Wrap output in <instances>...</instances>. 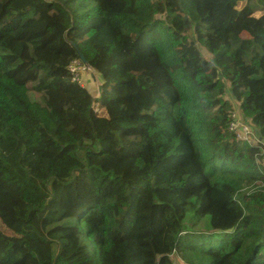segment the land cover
I'll return each instance as SVG.
<instances>
[{
  "label": "trees",
  "instance_id": "obj_1",
  "mask_svg": "<svg viewBox=\"0 0 264 264\" xmlns=\"http://www.w3.org/2000/svg\"><path fill=\"white\" fill-rule=\"evenodd\" d=\"M238 1L0 0V264H264V0Z\"/></svg>",
  "mask_w": 264,
  "mask_h": 264
},
{
  "label": "built area",
  "instance_id": "obj_2",
  "mask_svg": "<svg viewBox=\"0 0 264 264\" xmlns=\"http://www.w3.org/2000/svg\"><path fill=\"white\" fill-rule=\"evenodd\" d=\"M68 70L72 75V80L80 84H82L81 78L83 74H90V76L93 74V70L90 67L77 59L72 60L68 64ZM228 130L232 132L238 140L245 141L248 144H253V140L259 138L250 122L237 110L230 113ZM260 160L264 162V157H261Z\"/></svg>",
  "mask_w": 264,
  "mask_h": 264
},
{
  "label": "rangeland",
  "instance_id": "obj_3",
  "mask_svg": "<svg viewBox=\"0 0 264 264\" xmlns=\"http://www.w3.org/2000/svg\"><path fill=\"white\" fill-rule=\"evenodd\" d=\"M245 3H246L245 0H239L238 3H237V5H236V7H235V9H234L233 11H231V15L234 16V14H235V10H238V9L242 8V7L245 5ZM236 20H238V19L236 18ZM251 20H252V17H249L246 21H244V22H240V23L243 25V27H244V31H243V33H242L243 36H246V37H247V36L249 35V31H248V23H249ZM201 51H202L203 55H207L203 50H201ZM89 76H90V74H83L81 80H82V79L86 80V79L89 78ZM96 76H97V75H96ZM97 77H98V76H97ZM85 78H86V79H85ZM91 79L94 80L93 77H92ZM89 80H90V79H89ZM94 81H95V80H94ZM94 81H93V82H94ZM84 83H85V82H84ZM88 85H89V87L93 86L94 88H96V86H97V81H95V84H94V85H93L92 83H88ZM93 87H92V88H93ZM225 96H226L227 98H229L233 103H236V102L232 99V97L230 96L229 92H226ZM95 109H96L98 112H101V111H99L98 105H95ZM256 140H257V139H254L253 142L256 143ZM260 154H261V157H264V148L260 150ZM262 159H263V158H262ZM242 190L245 191V190H247V188H246V187H243ZM204 225H205L204 222H200V223L195 224L194 226H195L196 228H200V227H203ZM175 263H176V264H183V262L180 261L178 258L175 259Z\"/></svg>",
  "mask_w": 264,
  "mask_h": 264
},
{
  "label": "water",
  "instance_id": "obj_4",
  "mask_svg": "<svg viewBox=\"0 0 264 264\" xmlns=\"http://www.w3.org/2000/svg\"><path fill=\"white\" fill-rule=\"evenodd\" d=\"M79 57H80V59H81L83 62H85V60H84V58H83L82 55H80Z\"/></svg>",
  "mask_w": 264,
  "mask_h": 264
},
{
  "label": "clouds",
  "instance_id": "obj_5",
  "mask_svg": "<svg viewBox=\"0 0 264 264\" xmlns=\"http://www.w3.org/2000/svg\"><path fill=\"white\" fill-rule=\"evenodd\" d=\"M92 77H95L96 75H95V72L93 71V74L91 75ZM256 132V131H255ZM257 134V133H256Z\"/></svg>",
  "mask_w": 264,
  "mask_h": 264
},
{
  "label": "crops",
  "instance_id": "obj_6",
  "mask_svg": "<svg viewBox=\"0 0 264 264\" xmlns=\"http://www.w3.org/2000/svg\"><path fill=\"white\" fill-rule=\"evenodd\" d=\"M94 78V80H97L98 79V77L97 76H95V77H93Z\"/></svg>",
  "mask_w": 264,
  "mask_h": 264
}]
</instances>
